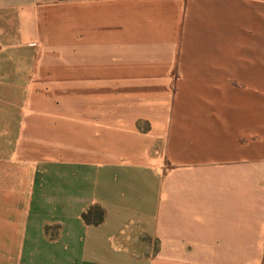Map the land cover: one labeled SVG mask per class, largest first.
I'll return each mask as SVG.
<instances>
[{
	"label": "crops",
	"instance_id": "1",
	"mask_svg": "<svg viewBox=\"0 0 264 264\" xmlns=\"http://www.w3.org/2000/svg\"><path fill=\"white\" fill-rule=\"evenodd\" d=\"M32 67L70 107L10 108ZM26 222L38 264H264V0H0V264Z\"/></svg>",
	"mask_w": 264,
	"mask_h": 264
},
{
	"label": "rangeland",
	"instance_id": "2",
	"mask_svg": "<svg viewBox=\"0 0 264 264\" xmlns=\"http://www.w3.org/2000/svg\"><path fill=\"white\" fill-rule=\"evenodd\" d=\"M39 57H42V53H38ZM31 55H35L30 52H10V62L14 61V68L10 67V77L13 79H20L22 81L25 79V69L23 68L22 61H27L26 65L29 66ZM34 58V56H32ZM42 62V61H41ZM12 63V62H11ZM12 64V65H13ZM39 61V66H40ZM38 70V73H37ZM35 69L32 67V75L27 73L28 83L26 84H12L10 83V108L14 107H70V81L69 78H65L62 69L59 67H54L51 69H44V74L42 69ZM36 71V73H35ZM24 75V76H23ZM54 76L56 78H54ZM15 78L13 81H15ZM30 91L33 93L30 100H22L17 97L23 91ZM91 92H94L91 89ZM87 90H85L86 92ZM49 119L54 120L55 117H48ZM53 134V133H52ZM53 180V179H52ZM47 184V181H45ZM54 187V184L52 183ZM46 194L40 202L33 201V208H38L39 205L42 206L44 211H54V190L52 188L46 191ZM49 212V213H50ZM47 214V213H46ZM45 214L42 217L41 221L44 222ZM23 231L27 236H25V243L21 246V251L23 252L22 257L19 259L17 264H38L37 261H30L27 257L24 256L25 252L36 254L38 251V244H32L29 240L39 242V226L32 222H26L23 226ZM42 233L49 238H53L55 234V224L54 222H45L42 226ZM41 236V235H40ZM41 242V241H40Z\"/></svg>",
	"mask_w": 264,
	"mask_h": 264
},
{
	"label": "trees",
	"instance_id": "3",
	"mask_svg": "<svg viewBox=\"0 0 264 264\" xmlns=\"http://www.w3.org/2000/svg\"><path fill=\"white\" fill-rule=\"evenodd\" d=\"M81 217L86 222L97 221L101 219V211L98 207L92 206L84 210L81 213Z\"/></svg>",
	"mask_w": 264,
	"mask_h": 264
}]
</instances>
